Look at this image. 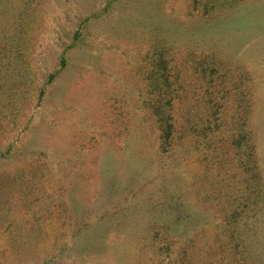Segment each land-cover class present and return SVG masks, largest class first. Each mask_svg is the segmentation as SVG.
<instances>
[{
  "label": "rangeland",
  "instance_id": "374dc122",
  "mask_svg": "<svg viewBox=\"0 0 264 264\" xmlns=\"http://www.w3.org/2000/svg\"><path fill=\"white\" fill-rule=\"evenodd\" d=\"M0 264H264V0H0Z\"/></svg>",
  "mask_w": 264,
  "mask_h": 264
},
{
  "label": "trees",
  "instance_id": "16d2710c",
  "mask_svg": "<svg viewBox=\"0 0 264 264\" xmlns=\"http://www.w3.org/2000/svg\"><path fill=\"white\" fill-rule=\"evenodd\" d=\"M151 56L153 57L150 58ZM151 56L149 57L153 63V70L149 72L151 94L145 101L147 104V108L152 111L153 116L156 119L158 128L161 133L160 138L164 151H171L174 148L175 143H177V120L176 116L174 115V102L176 99V97L174 96V92L176 90V88H174V84L176 82L172 80L171 72H169V60L165 56H163V52L157 51L152 53ZM250 133L251 131L246 129L243 132L244 139L249 140L251 138L252 140L253 135ZM251 148L252 146H250V149ZM257 153V150L251 151L252 155H255ZM246 169L247 167H245V170ZM254 176L259 177L262 176V174H254ZM238 212L239 210L236 209L234 214H232L234 218H236ZM164 231L165 230H163V232ZM166 248L167 256L169 257V259H171L172 245H168Z\"/></svg>",
  "mask_w": 264,
  "mask_h": 264
}]
</instances>
